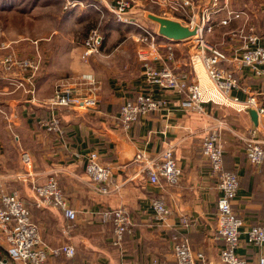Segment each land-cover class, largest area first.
Wrapping results in <instances>:
<instances>
[{"label": "crops", "instance_id": "crops-1", "mask_svg": "<svg viewBox=\"0 0 264 264\" xmlns=\"http://www.w3.org/2000/svg\"><path fill=\"white\" fill-rule=\"evenodd\" d=\"M70 1L83 6L80 0ZM141 12L138 10L136 14ZM262 14V19L256 22V17L249 12V25L264 46V12ZM166 19L178 22L177 18ZM243 24L235 21L229 28L221 27L224 29L220 37L218 31L210 36L213 47L225 53L231 51L238 43L230 41L227 34ZM134 42L138 50V38ZM156 42L163 57L166 53L163 46H171L174 59L170 66L175 72L189 73L191 78L197 79L203 96V114L183 110L181 95L148 86L137 58L133 64L122 62L109 67L108 56L99 55L87 65L83 64L79 61L83 41L63 42L58 56L52 57L51 64L49 62V68L44 66L33 79L35 105L29 102L31 89L26 78L0 70V114H6V128L12 125L18 134V141L9 134L4 136L8 131L0 125V189L18 190L21 200L31 209L32 220L46 245H70L75 250L73 259L48 258L45 264H176L172 254L174 239H186L193 251L205 256V264H221V242L215 238L220 193L210 177L207 161L200 155L203 138L216 130L222 143L224 169L235 173L239 179L232 209L244 225L236 254L249 263L264 257V245L248 244L245 235L250 227L264 225V163L259 167L250 165L238 139L246 130L254 128L264 147V115L258 116L255 126L248 109L243 107L250 94L262 90L264 80L255 78L246 68L238 69V65H223L224 69L234 71L241 84L240 88L224 94L209 81L202 66L193 70L190 58L198 50L194 40L174 43L158 36ZM101 63L107 66L99 71L97 65ZM153 66L160 68L162 63L157 61ZM84 73L93 77L95 86L82 89L88 84L76 79ZM67 81L71 86L74 84V98H94L96 107L87 112L65 108L51 112L41 105L53 97L58 84ZM18 83H23V88H16ZM142 93L160 101L162 108L124 130L118 121L119 109ZM260 104L264 109V103ZM53 113L59 119L60 132L47 133L38 122ZM167 149L173 152L182 170V179L177 186H169L163 180L159 185H151L134 158L141 154L146 159L159 161ZM21 152L30 156V169L22 165ZM90 152L97 153L99 163L111 171L108 195L98 194L84 173V157ZM51 176L70 208L77 212L68 235L63 233L67 222L61 212L32 209L35 195L31 183H44ZM153 200L163 201L169 209L170 215L165 221L155 219L150 206ZM105 208H124L131 218L130 232L125 234L120 247L111 246V227L100 222L99 213ZM0 248L4 254L1 232Z\"/></svg>", "mask_w": 264, "mask_h": 264}, {"label": "built area", "instance_id": "built-area-1", "mask_svg": "<svg viewBox=\"0 0 264 264\" xmlns=\"http://www.w3.org/2000/svg\"><path fill=\"white\" fill-rule=\"evenodd\" d=\"M69 1V0H68ZM100 3L108 9L114 19L120 24L131 25L137 20L135 8L142 7L144 3L158 6L164 10L163 18H177L178 23L185 26L195 35L189 39L196 42L198 50L191 56L190 64L193 68L202 66L206 76L215 88L226 94L231 90L241 87L239 79L234 71L224 69L223 65H238L246 68L255 78L264 80V46L260 44V37L254 28L249 25V13L245 10L233 9V0H92ZM70 6L76 5L74 2ZM223 14L217 25L214 24L215 16ZM235 21L244 24L236 30L229 31L227 36L230 41L238 45L225 53L205 40L207 35L214 32L216 26L229 27ZM177 22V21H176ZM157 33L146 30L138 37L140 47L137 50V60L141 63L143 74L148 86H155L160 90H170L183 97L181 108L197 114H203V96L197 79L190 77L189 73H177L171 68L173 51L170 45H164L165 57L157 49ZM170 41V40H169ZM103 37L99 29L90 32L88 38L83 41L80 61L87 65L89 61L100 55ZM172 42V41H171ZM162 63L160 68L153 66L154 62ZM0 70L11 75L26 78L28 93L31 95L30 104L35 105L33 79L38 71L35 59H19L13 54L7 53L0 56ZM77 81L95 86V80L90 74L84 73L78 76ZM58 85L54 89L53 97L41 103L51 112L65 108L72 111L87 112L96 107L94 98H74L73 85ZM79 85V84H78ZM16 88H23V83H18ZM264 103V87L259 93L250 94L243 103L245 109H254L257 116L264 115L261 106ZM162 108L160 101L154 100L150 94L142 93L133 100L123 103L119 109L118 121L124 130H129L141 117L156 113ZM38 125L47 133L60 132V123L53 113L49 117L39 120ZM14 139L18 141L17 136ZM243 152L248 163L259 167L264 163V147L257 138V130L252 128L238 136ZM200 155L209 165L210 177L216 182L220 193L217 199L216 211V240L221 242L219 261L221 264H264V257L256 262L249 263L236 254L239 246L243 220L235 214L232 203L236 197L239 179L231 171H226L223 166V148L219 131H211L202 140ZM20 159L25 169L31 168V158L26 152L20 153ZM134 162L142 166V172L147 176L151 185H159L163 180L169 186H177L182 179V170L173 156V152L167 149L160 156L159 161L146 159L138 154ZM26 171V170H25ZM28 174V172L26 171ZM84 173L95 186V191L101 195L111 192V171L99 163L98 155L90 152L84 157ZM21 177H19L20 179ZM32 184L35 195L32 209H54L62 213L67 224L63 230L65 235L71 231L77 212L70 208L56 179L51 176L46 182ZM151 208L157 222L165 221L170 215L169 209L161 200H153ZM29 209L21 200L18 192H6L0 189V232L3 236L5 248L4 258H0V264H45L48 258L73 259L75 250L70 245L49 247L39 235L37 225L31 217ZM100 222L111 227L110 244L120 247L126 233L130 232L132 225L129 213L124 208H105L99 213ZM182 222L186 221L182 219ZM247 243L254 246L264 245V225L250 227L246 232ZM172 254L176 264H205V256L193 251L186 240L174 239ZM156 264V263H153ZM207 264H213L211 262Z\"/></svg>", "mask_w": 264, "mask_h": 264}, {"label": "rangeland", "instance_id": "rangeland-1", "mask_svg": "<svg viewBox=\"0 0 264 264\" xmlns=\"http://www.w3.org/2000/svg\"><path fill=\"white\" fill-rule=\"evenodd\" d=\"M80 1L83 6H70V0H18V7H0V56L10 53L19 59H35L38 66L36 78L44 66L45 69L49 68L53 62L52 57L58 56L63 42L80 43L88 38L91 31L99 29L103 36L100 55L108 56L106 61L109 67L122 62L133 64L134 58H137V44L134 39L138 38L143 30L158 32V25L148 19V14H158L162 18L166 14L158 6L144 4L143 7L135 8L136 11H142L134 15L136 23L120 24L100 3L92 0ZM232 3L233 9L250 12L256 17V22L262 19L264 0H233ZM240 5H244V8ZM223 17V14L216 15L214 24L217 25ZM223 29L216 26L214 32L205 38L206 42L214 46L211 37L216 35L217 31V36L220 37ZM106 66L107 64L101 63L97 65V69L100 71L101 67ZM67 82L58 85L68 84ZM82 87L85 90V87L90 86ZM5 116L6 114H0V125L6 128L8 122ZM9 126L11 127L6 128L8 132H4V136H18L12 125Z\"/></svg>", "mask_w": 264, "mask_h": 264}, {"label": "water", "instance_id": "water-1", "mask_svg": "<svg viewBox=\"0 0 264 264\" xmlns=\"http://www.w3.org/2000/svg\"><path fill=\"white\" fill-rule=\"evenodd\" d=\"M148 19L158 25V35L170 40L174 43L189 39L195 35V31H191L176 21L166 18L149 15ZM252 123L257 126L258 116L254 109L247 111Z\"/></svg>", "mask_w": 264, "mask_h": 264}, {"label": "trees", "instance_id": "trees-1", "mask_svg": "<svg viewBox=\"0 0 264 264\" xmlns=\"http://www.w3.org/2000/svg\"><path fill=\"white\" fill-rule=\"evenodd\" d=\"M3 6H6V8H9V9L12 8L13 6L18 7V0H0V7H3ZM240 6L241 8H244V5H240ZM0 258H4V254L0 253Z\"/></svg>", "mask_w": 264, "mask_h": 264}]
</instances>
